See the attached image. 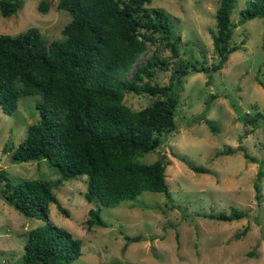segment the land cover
I'll return each mask as SVG.
<instances>
[{
  "label": "rangeland",
  "instance_id": "1",
  "mask_svg": "<svg viewBox=\"0 0 264 264\" xmlns=\"http://www.w3.org/2000/svg\"><path fill=\"white\" fill-rule=\"evenodd\" d=\"M20 1V7L11 15L0 13V32L15 34L35 26L46 42L63 37L62 27L70 14L57 8V0H44L48 4L45 11L38 7L41 0ZM248 3L249 0L236 1L232 21L238 20L240 10ZM218 4L219 0L146 3L170 13L174 29L183 42L187 41L181 46L183 57L209 63L216 58L212 33ZM263 35L264 16L238 23L232 39L240 46L229 54L222 68L185 75L174 117L175 129L164 135L157 149L137 156L142 162H151L158 156L169 160L165 169L169 195L143 190L114 206L99 205L86 200V175L80 174L52 187L68 214L51 202L47 216L36 217L23 214L0 193V264H23L29 231L50 221L81 241L79 256L66 264H264V176L260 179V202L254 188L257 171L264 162V121L245 124L241 118L256 110L264 113ZM153 47L149 44L133 67L146 61ZM169 73L160 70L155 80L167 83ZM39 99V93L21 95L10 113L0 104V170L13 182L59 178L57 168L46 158H12L28 125L40 118L36 107ZM151 100L152 96L143 92L124 94V102L134 109ZM252 103L256 105L252 107ZM206 106L205 118L212 120L216 130L206 119L196 122L197 114ZM227 147L230 153L224 152ZM188 162L204 165L208 171H195ZM3 182L0 180V191ZM232 206L244 209L246 214L232 220L209 217L220 210L230 212ZM91 208H99L105 225H85ZM238 232L241 235L236 237ZM136 236L139 238L133 240Z\"/></svg>",
  "mask_w": 264,
  "mask_h": 264
},
{
  "label": "trees",
  "instance_id": "2",
  "mask_svg": "<svg viewBox=\"0 0 264 264\" xmlns=\"http://www.w3.org/2000/svg\"><path fill=\"white\" fill-rule=\"evenodd\" d=\"M236 1L219 0L212 33L216 58L210 63L181 55V46L187 41L183 42L174 29L169 12L146 5L150 0H57V8L66 10L70 20L62 27L63 37L48 42L35 26L15 34L0 32L3 110L12 112L21 95L40 94L36 102L40 118L28 125L12 158L28 161L43 157L59 172L55 180L13 182L0 170V180L4 181L1 196L28 216H47L51 202L68 214L52 187L80 174L86 175V200L99 205L114 206L143 190L169 195L165 174L169 160L158 156L151 162H142L137 156L157 149L164 135L175 129L174 117L185 75L222 68L229 54L240 46L232 39L237 24L264 16V0H249L238 20L232 21ZM20 5V0H0V13L9 16ZM38 7L45 11L48 4L41 0ZM149 44L154 45L151 54L133 67ZM164 50L169 53L162 54ZM160 70L170 71L167 83L155 80ZM125 92H143L152 100L134 109L124 102ZM207 109L206 106L197 114L196 122L206 119ZM248 113L242 114L243 123L264 121L262 111ZM206 121L216 130L212 120ZM3 150H7L6 146ZM230 151V147L224 150ZM249 158L256 160L255 156ZM188 166L198 172L208 171L204 165L188 162ZM263 176L264 162L254 182L259 202L263 199ZM245 214L244 209L232 206L230 212L220 210L209 217L232 220ZM93 224L105 225L99 208H91L85 220L87 227ZM247 228L246 225L242 233ZM80 243L66 228L47 222L29 231L22 263L66 264L79 256Z\"/></svg>",
  "mask_w": 264,
  "mask_h": 264
},
{
  "label": "water",
  "instance_id": "3",
  "mask_svg": "<svg viewBox=\"0 0 264 264\" xmlns=\"http://www.w3.org/2000/svg\"><path fill=\"white\" fill-rule=\"evenodd\" d=\"M139 237L138 236H136V237H133V240H135V239H138Z\"/></svg>",
  "mask_w": 264,
  "mask_h": 264
}]
</instances>
